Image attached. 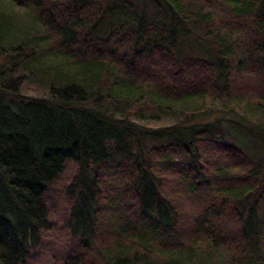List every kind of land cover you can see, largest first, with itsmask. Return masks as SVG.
Listing matches in <instances>:
<instances>
[{"label":"trees","instance_id":"1","mask_svg":"<svg viewBox=\"0 0 264 264\" xmlns=\"http://www.w3.org/2000/svg\"><path fill=\"white\" fill-rule=\"evenodd\" d=\"M67 160L62 264H264V0H0V264Z\"/></svg>","mask_w":264,"mask_h":264},{"label":"rangeland","instance_id":"2","mask_svg":"<svg viewBox=\"0 0 264 264\" xmlns=\"http://www.w3.org/2000/svg\"><path fill=\"white\" fill-rule=\"evenodd\" d=\"M17 16H20V14H17ZM33 92L26 91L28 94ZM206 106V108L197 109L199 113L196 110L194 115H200L201 117L193 116L192 124L200 122L203 125L212 120L215 115L221 118L232 117L235 120H241L238 115L232 112L229 114H214L212 115L213 117L210 115L207 118H203L206 112H211L209 105L207 104ZM76 172L77 164L72 160H67L60 175L45 191L44 201L49 209V218L54 227L40 236V241L37 245L31 246L27 259L28 264H62L66 256L78 245L80 237L74 235L66 226V221L72 212L74 199L69 197L65 191V187L71 183Z\"/></svg>","mask_w":264,"mask_h":264}]
</instances>
